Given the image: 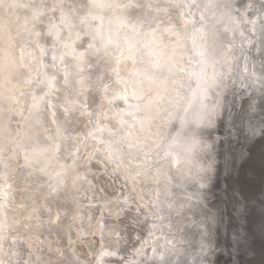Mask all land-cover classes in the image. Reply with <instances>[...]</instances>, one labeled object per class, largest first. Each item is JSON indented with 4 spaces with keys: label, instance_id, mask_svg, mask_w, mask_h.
I'll use <instances>...</instances> for the list:
<instances>
[{
    "label": "bare ground",
    "instance_id": "bare-ground-1",
    "mask_svg": "<svg viewBox=\"0 0 264 264\" xmlns=\"http://www.w3.org/2000/svg\"><path fill=\"white\" fill-rule=\"evenodd\" d=\"M26 1L28 5L39 3V0ZM117 1L126 2V0ZM133 2L140 3L142 6L139 9H128V19L133 22L137 19L142 20L145 25L144 31L148 30V23L155 22L158 18L168 19L171 17L173 23L179 26L178 10L168 7L171 0H133ZM197 2L199 3L200 0ZM216 2L221 7L207 15L209 28L215 24L216 29L219 30L215 44L210 42L208 48V52L215 61L214 68L212 60L198 67L200 63V57L197 55L199 41L197 47L194 48L191 39H189L185 42V47L179 49L180 54L175 57V66L172 69L167 91L163 93L165 99L156 102L151 123L140 137V149L148 152L147 157H145L144 151L125 149L123 153L117 154L121 161L117 171H113L116 165L107 159L108 152L105 144L101 141H106L110 137L108 131L97 130V121L99 128H110L113 131L119 126L118 120L121 115L125 120L131 121L129 116L122 112L127 109V104L119 98L112 99L113 89H120L121 85L113 83L109 79L113 76L111 71L113 65L104 60L97 63L96 59L92 58L91 65L84 68L81 78L84 80L85 87L82 91L79 90L80 84L75 80L70 86H66L63 85L62 74L57 76L55 90L46 99L50 101L51 105V98H56L57 102L52 104L51 108L54 105L63 110L67 108L68 112L75 116L76 119L72 123L67 122L66 130L58 120L55 119V123L52 122V116L49 114L50 107L42 106L38 115L32 110V99L28 101L30 107L25 114L22 112V116L17 118L16 125L19 126L17 131L7 138L14 140L23 138L25 139L23 141L28 143L24 146L26 145L29 149L41 145L57 146L58 157L56 159L43 157L42 160H33L34 165L31 163L33 168L31 173L34 171L42 173L45 170L41 175V179L44 177L41 182L39 179H32V176L29 177V180L26 179L24 175L28 176L29 173L24 167V160L16 154L17 152L13 153L17 147H21L22 141L16 144L13 149L7 148L2 151L10 163V173L8 172L6 181L12 185L11 194L9 198L7 197L9 200H4L5 205L2 209L5 220L8 222L9 219L12 220V216H18L24 218L19 225H23L22 223L28 219L38 220V224H44L34 234H29V227L25 229L22 226L24 229L19 228L18 235H9L6 240L0 237V247L6 241L13 251L11 259L3 260V264H24L22 260L28 262L31 260L32 264H50V261H53V264H91L92 257H97L95 259L98 260L102 251L116 253L115 256H104L103 264H121V262L128 264L126 259L131 251L124 243L120 242L118 235H121L122 239L128 238V233H132V230L135 231V245L130 261L134 264H197V261H201V257L198 259L199 252L211 244H213V252H210L208 264L210 262L214 264L217 251L223 245L218 243L219 241L216 242L215 238L218 233L222 235L225 229L221 231L224 226L219 222L222 206L212 207L208 201L213 197L212 190L219 169L228 167L231 161L228 152L221 163H217L215 159L219 142L215 141V136L218 132L219 122L226 121V131L231 136L237 134V129L242 127L245 135L249 133L246 137L251 141L264 130V109L262 107L264 103V52L261 51V34L257 19L261 11L264 10V0H216ZM147 4H151L152 7L143 6ZM226 4L232 7L225 8ZM158 6L167 7L168 15L157 11ZM118 11L120 13L122 10L118 9ZM192 11L197 12L195 8ZM229 12L237 19L243 14L247 20H255V30L250 23L241 22L238 27L229 23L227 15L220 19L219 23H216L222 13ZM29 15L27 14L28 17ZM22 16L23 13L17 12L13 16V21L20 20ZM8 19L11 21L10 16ZM23 19L25 20L26 17ZM53 22L56 23L55 20ZM163 26L161 25V27ZM226 28L231 30L225 31ZM37 29L41 32L45 31L43 26H38ZM125 32H130V29L127 28ZM241 32H243V36L240 35ZM20 33L18 39L28 35L26 32ZM187 33L191 34L190 24ZM244 34L251 41V48L249 47L251 50L242 47L232 49L230 40L246 39ZM31 38L33 43L26 44L23 41L22 45L33 44L32 46L36 47V38ZM44 40L45 37L42 35L39 38V43L49 53L45 57H41L39 51L34 50L28 54H25L23 50V55H21V49L12 51L10 56L12 59L28 69L34 70L39 67L42 74L37 71L34 78L29 77L32 83L27 84L25 81L29 78L25 77L22 80L19 76L22 70H19L7 80L8 92L3 93L0 87L1 127L7 115L11 114L20 103H24V97L22 99L19 97L26 90L23 88L32 90L36 78H43V74L46 72L43 62L45 61V66L51 63L52 49L47 43H44ZM243 42L245 43V40ZM234 44L239 45L236 41ZM161 63L164 61L161 60ZM120 67V75L126 77L132 65L128 62L121 64ZM202 71L207 80H211L213 72H215L216 81L209 90V98L205 102L208 105L218 104L219 102L216 101L219 98L220 103L216 114L212 117V125L210 127L201 126L196 130L201 145H206V147L197 151L192 162L188 165H185L182 157L178 170L176 165L168 163L170 158H160L163 156V148L169 139L181 131L179 117L183 115V112L174 111L168 101L175 98L176 91H179L181 96L190 97L191 89H195L197 83L192 73L200 74ZM47 72L52 74L53 71L49 69ZM99 75H103L104 82L109 84L107 93H104L99 87L97 81ZM0 79L5 80L1 76ZM236 81L240 84L239 91H248L252 95L247 103H242L243 109H240L241 112L239 111L242 114L240 116L237 115L239 112H234L231 109L238 102V93L235 89ZM44 91L48 90L44 89ZM25 93L27 92L25 91ZM34 94L43 95L41 88L34 91ZM109 100L112 102L109 103ZM128 104L143 105L144 101L133 99L129 95ZM24 105L27 104L24 103ZM56 108L55 106L54 109ZM252 111L255 112L253 117L255 123L253 128H249L247 121ZM137 115L139 117L142 113ZM169 115H174L176 118L168 120ZM38 120L40 122H37ZM25 124L28 125V129L24 128ZM29 124L32 127H29ZM57 126L60 128L59 133ZM193 128L192 124H188L182 136L191 132ZM249 129H253L252 134ZM46 131L51 132L50 138H47L48 132L45 133ZM89 133L93 135H89ZM29 134L30 137H27ZM245 135H242L244 139ZM30 138L32 139L30 140ZM14 140L10 142L11 145ZM74 146L79 148L78 155L72 151L75 150L72 149ZM2 152H0V156ZM5 171L8 170L5 168ZM2 176L0 172L1 179ZM65 176H68L66 181L63 180ZM30 182H32V187L29 188L27 183ZM3 186L0 182V192L4 188ZM79 200L88 204L86 210L81 205V207L76 205ZM99 205L100 208L97 207ZM239 205L242 207L243 204ZM29 206L32 209H29ZM107 214L112 220L109 218L106 220ZM83 219L86 220L85 223L81 222ZM45 220L48 221L46 222L48 225L43 222ZM10 222L16 224L13 220ZM26 224L28 223H24V225ZM8 225L7 229L9 230L12 226L11 223L9 227ZM45 227L50 228L49 233L42 232ZM74 227L76 230L78 228V234L70 237V232L71 230H73L72 233L74 232ZM239 231L243 234L242 228ZM239 231L235 233V236H232L234 240L240 238ZM92 237L93 241L90 242ZM23 239L36 251L40 250V254L29 255L28 248L20 244ZM128 240L130 241V238ZM82 244L85 245L82 247ZM91 245L94 246V249L91 248ZM80 247H82L81 250L87 251V258L83 259L78 255ZM28 255L31 256L30 260ZM161 255L164 256L163 262L160 260ZM37 259L39 260L37 261Z\"/></svg>",
    "mask_w": 264,
    "mask_h": 264
},
{
    "label": "snow or ice",
    "instance_id": "snow-or-ice-1",
    "mask_svg": "<svg viewBox=\"0 0 264 264\" xmlns=\"http://www.w3.org/2000/svg\"><path fill=\"white\" fill-rule=\"evenodd\" d=\"M142 5L134 3L133 0L126 2H116V0H39V3L31 5H21L16 0H0V9H13L24 7L29 9V17H26L25 24L31 23L32 30L29 35L36 38V47L39 48L41 56L49 55L46 49L40 45L39 38L52 37V51L50 53L51 63L47 65L55 71L52 74L45 72L43 78L37 77L35 85L41 88L43 95L32 96V110L38 115L45 108L50 107V101L46 97L50 96L55 90L57 76L62 74L63 85L70 86L75 80L80 84V91L85 87L84 80L81 78L85 67L91 65L92 58L97 63L104 60L113 65L111 71L113 76L109 79L113 83L121 85L120 89H113L112 99L119 98L127 104V109L122 110L126 113L129 120L120 116L118 127L115 131L110 128H99L98 131H108L110 139L101 142L105 144L108 152V161L114 163L117 171L120 167V159L117 154L123 153L125 149H140V137L146 131L152 120V112L156 102L164 100V92L167 91L172 69L175 66V57L180 54L179 49L185 47V42L192 41L194 48H197V55L200 57L202 65L209 60L215 65L214 58L208 52L211 44H215L219 36V30L215 24L209 28L207 15L214 9L221 7L216 0H171L168 7L178 10L177 19L179 26L173 23L171 17L168 19H156L155 22L148 23V30L144 31V22L140 19L130 21L127 16L128 9H139ZM152 7L151 4L143 5ZM231 8V5H224ZM195 8L197 12H193ZM47 9V12L44 11ZM115 9H121L119 14ZM157 11H162L167 16V7H157ZM238 11V10H236ZM49 13H59L58 23H52L53 16ZM214 14V13H213ZM227 15L228 21L237 27L241 22L250 23L253 30L256 28L255 20H247L241 14L240 18H235L231 12L222 13L217 18L216 23L220 22ZM259 20V31L261 34V51L264 52V10L257 17ZM114 23L117 25L113 27ZM191 25V34L187 33L188 25ZM161 25H164L161 27ZM38 26H43L45 31L37 30ZM128 28L130 32H121V29ZM231 29H225L228 31ZM0 41L7 45L6 49H0V73H6L5 79H10L15 62L11 59L8 50L11 49L15 40L11 35V29L0 24ZM243 36V32L240 33ZM251 43V41H249ZM31 54V53H30ZM23 55V49H21ZM161 60L164 63H161ZM130 62L132 67L127 72L126 77L120 75L121 64ZM21 67H24L21 65ZM183 71V69H180ZM197 81L196 88L191 89V95L181 96L176 91L173 100L168 101L174 111H182L179 117L181 131L169 139L163 148L161 159H168L169 164L177 166L183 157L185 165L192 162L194 154L202 150L206 145H201L197 138V129L201 126L210 127L212 117L216 114L218 104L208 105L205 101L209 98V90L215 84V72L211 80L205 79L203 71L200 74L192 73ZM100 89L107 93L109 84L104 82V76H97ZM31 84L29 78L25 81ZM42 86V87H41ZM47 89L48 91H44ZM154 93V95H153ZM129 95L133 99L143 100L144 104H128ZM112 101L109 100V103ZM65 113L68 109H64ZM138 113H142L138 117ZM119 115V114H118ZM52 122L55 123V112L51 113ZM176 118L169 115L168 120ZM188 124L194 126L193 130L182 136ZM60 128L57 126V132ZM89 135H93L89 133ZM159 147V144H157ZM129 154H131L129 152ZM145 157L148 152L144 151ZM27 159V157H26ZM62 183V181H61ZM155 252V249H153ZM115 252L102 251L97 260V264H103L104 256H115ZM161 262L164 256H160ZM3 264V262H0ZM123 264V262H121ZM128 264H134L129 261Z\"/></svg>",
    "mask_w": 264,
    "mask_h": 264
},
{
    "label": "rangeland",
    "instance_id": "rangeland-1",
    "mask_svg": "<svg viewBox=\"0 0 264 264\" xmlns=\"http://www.w3.org/2000/svg\"><path fill=\"white\" fill-rule=\"evenodd\" d=\"M16 2L17 3H19V4H21V5H24V4H27V1L26 0H16ZM39 2V1H38ZM118 2V1H117ZM3 10V11H2ZM119 10H121V9H119ZM1 11H2V13H1ZM118 12L119 13V11H118V9H115L114 10V12ZM9 12V13H8ZM17 12H20V13H23V16H22V18L20 19V20H17V21H13V16L17 13ZM45 12H47V10L45 11ZM116 12V14H118ZM27 14H30L29 13V9L28 8H24V7H18V8H13V9H0V24H3V25H6V26H8L10 29H11V35L13 36V38H14V40H15V44H14V46L11 48V49H9L8 50V53H9V55L11 56V54H12V51H18V49H23L24 50V52H25V54L27 53H29V52H33V50L34 51H39V48H37V47H35V46H32L33 44H31L30 46H23L22 44H23V41L24 42H26V44H30L31 42L33 43V41L31 40L32 38L31 37H33V36H30L29 35V30H32V27H31V29H30V27L28 28V27H25V28H23V26H25L24 24H25V20L23 19V17H28L27 16ZM49 16H53L54 18H53V20H52V23H55V22H53L54 20L56 21V23H58V16H59V13H55V14H53V13H49L48 14ZM10 16V18H11V21L8 19V17ZM29 24V23H28ZM28 24H26V26H29ZM117 25H115V23H114V25H113V27H116ZM43 29L45 30V28L43 27ZM38 30V29H37ZM127 30V28H125V29H121V31L122 32H125ZM19 31V33H17ZM20 32H26L28 35H24L23 36V38H21V39H18V35L19 34H21ZM24 34V33H23ZM0 35H2V33H0ZM245 36L244 37H246L247 35L246 34H244ZM237 37V36H236ZM248 38L246 37V39L244 38L243 40L241 39V38H239V40L237 39V40H230L231 42H230V44L233 46V48L232 49H236V48H243V49H247V50H251L250 48H251V45H250V43H249V39L247 40ZM254 39V38H253ZM242 42H241V41ZM245 40V43L243 42ZM52 38H50V37H45V40H44V43H47L48 45H49V48H51V45H52ZM233 41V42H232ZM235 41L237 42V43H239V45H237V44H234L235 43ZM241 42V43H240ZM233 43V44H232ZM243 43V44H242ZM25 44V45H26ZM242 45V46H241ZM245 45V46H244ZM247 46V47H246ZM250 47V48H249ZM7 48V45L4 43V42H2V41H0V49H6ZM38 49V50H37ZM52 49V48H51ZM40 54V53H39ZM39 54L37 55L38 57H39ZM36 56V55H35ZM36 56V57H37ZM12 59V58H11ZM14 62H15V64H14V66H13V70H12V75L11 76H13L14 74H16L17 73V71H19V70H22V71H20V73H19V76H20V78H22V80H24L25 79V77H31V78H34L35 77V74H36V72L37 73H40V72H42V71H39V67H37L36 69L34 68V70H35V72H33L34 70L33 69H28V68H26L24 65V67H21V65L22 64H19V62L18 61H16L15 59H12ZM197 61V60H196ZM195 61V62H196ZM45 62V61H44ZM43 62V66L45 67L44 68V70L47 72V71H49V69L50 68H48L47 67V65H49V64H47L46 66H45V63ZM198 62V61H197ZM34 63V61L32 62V64ZM199 63V62H198ZM34 65V64H33ZM201 67V62L198 64V67ZM24 70V71H23ZM43 70V69H42ZM43 70V71H44ZM40 74H42V73H40ZM5 75H6V73H0V76L1 77H5ZM235 86H236V93H238V102H237V104L235 105V106H233L231 109H232V111H234V112H239V110H238V108L239 109H243V104L244 103H247L248 101H249V97L250 96H252L251 95V93L250 92H246V91H244V92H241V91H239V87H240V84H239V82L238 81H236L235 82ZM8 82H7V80L5 79V80H1L0 79V87H1V91L4 93H6V91L8 92L9 91V89H8ZM3 86V87H2ZM5 87V88H4ZM28 87V86H27ZM38 88H40V87H37V86H35V84H34V86H33V88H32V90L30 89H28V88H23V90L24 89H26V90H24L23 92H22V94L21 95H19V97L22 99V97H24V103H26V104H28V101L30 100V99H32V95L34 94V91H36ZM238 89V90H237ZM25 91L28 93V95H27V93H25ZM0 94H1V92H0ZM66 97V96H65ZM64 97V98H65ZM132 98V97H131ZM217 100V99H216ZM56 102H57V99L56 98H51V103L52 104H56ZM68 102V101H67ZM216 102H219L220 103V100H219V98H218V100L216 101ZM24 103H20L18 106H16L15 108H14V110H13V112L11 113V114H9V115H11V116H9V115H7V117H6V119L4 120V123L2 124V136H3V133H4V131L6 130L7 131V129H9L10 130V134H13V133H15L16 131H17V128L19 127L18 125H16V122H18V117H16L15 116V113L16 114H18V109L21 111L19 114H18V116H19V118L22 116L21 115V113L22 112H24V114H25V112L27 111V105L25 106L24 105ZM218 103V104H219ZM243 103V104H242ZM51 104V105H52ZM77 104H79V103H77ZM81 104V103H80ZM57 107L56 109H54V107ZM242 107V108H241ZM241 110H240V112H241ZM56 111H58V112H56ZM52 112H55V119L56 120H58V122L64 127L63 129L64 130H66L67 129V122L69 123H72L73 122V120L74 119H76V118H74L75 116H73L70 112H67V113H65V111L63 110V109H61V108H59L57 105H54L52 108L50 107L49 108V114H50V116H51V113ZM61 115V116H60ZM238 115V114H237ZM15 116V117H14ZM255 116V112L254 111H252L251 113H250V118H249V120L247 121V123H248V127L250 128V127H252L253 128V124L255 123V121L253 120V117ZM64 121H66V122H64ZM221 122H222V120L219 122V126H218V128L219 127H221ZM252 123V125H251V123ZM64 124H65V126H64ZM25 128V127H24ZM28 129V128H27ZM63 130V131H64ZM248 130V129H247ZM30 131V130H29ZM252 131H253V129H249V132H250V134H252ZM48 131H46L45 133H47ZM51 135V132H48V134H47V138H50L49 136ZM249 133H246V135H248ZM221 135L222 134H220L219 132H217L216 133V136H215V141H219V139L221 138ZM234 136H239L238 134H235V135H233V137ZM7 136H3V138H2V140L3 141H0V152H2V151H4V150H6L7 148H9V149H13V147L16 145V144H19L21 141H22V139L23 138H19V139H16V140H14V139H12V138H6ZM27 137H30V134L27 136ZM52 138H54V137H52ZM217 138V139H216ZM236 138H238V137H236ZM14 140V142L12 143V145L10 144V142L11 141H13ZM23 140H25V139H23ZM4 142V143H3ZM75 149V150H72V151H74V153L75 154H77L78 155V153H79V148H78V146H74V147H72V149ZM222 148V147H221ZM22 150V151H21ZM21 150H14V153L15 152H17L16 154L17 155H20L21 156V159L22 160H24V162H23V164H24V167L26 168V171L29 173V175L27 176V174H25L24 176L26 177V179L27 180H29V177L30 176H32L31 174H33V178L34 179H39V181H41V182H43L42 181V179L44 178H42L41 179V175H42V173L43 172H45V170L44 171H42V173H40V172H36V171H34L33 173H31V170H33V168L31 167L32 166V164L31 163H33V160H37V159H40V160H42L41 158H43V157H49V158H51V159H56L58 156H57V146H52V145H41V146H37V147H33V148H28L26 145L23 147V148H21ZM77 150V151H76ZM219 150H220V148H219V146H218V152H219ZM234 150V149H233ZM15 154V155H16ZM225 156H227V154H225L224 156H220V155H218V153H217V155H216V162L217 163H221L222 162V159H223V157H225ZM26 157H27V159H26ZM7 159V157H4V153L2 152L1 153V156H0V172L2 173V179L0 178V182L4 185L3 187V189H1V192H0V237H1V239H3V240H6V238L9 236V235H11V236H13L12 234H17V233H20V229L22 230V229H27V227H29L28 228V231H29V234H34V233H36V230H39L40 228H42L43 226H44V224H38V220L37 221H32L31 219L29 220H27L26 222L28 223V224H26V225H24V223H26V222H24V223H22L23 225H19V224H21L20 222H21V220H24V218H22V217H18V216H15V217H13L12 216V220L13 221H15L16 222V224L15 223H13V222H10V221H12V220H10L9 219V221L7 222L6 220H5V217H4V213L2 212V209L4 208V205H5V203H4V200L5 201H8L9 199H7V197L9 198V195L11 194V191H12V185L9 183V182H7L6 180H7V177H8V174L10 173L9 171H10V169H9V167H10V163L6 160ZM230 159V158H229ZM224 160V159H223ZM6 163H8V164H6ZM6 164V165H5ZM230 164V163H229ZM9 165V166H8ZM6 168V170H8L7 172L5 171V168ZM8 168V169H7ZM228 168V167H227ZM9 172V173H8ZM21 173V172H20ZM19 173V177L21 176V174ZM226 173V172H225ZM218 174V173H217ZM23 176V177H24ZM217 176V175H216ZM215 176V177H216ZM41 179V180H40ZM68 179V176H65V178H63V180L64 181H66ZM6 181V182H5ZM5 182V183H4ZM28 184V186H29V188L30 187H32V182H30V183H27ZM40 184V183H39ZM8 188V189H7ZM216 189V187L214 186L213 187V190H212V192L214 193V190ZM10 190V191H9ZM10 192V193H9ZM213 193H212V196H213ZM23 200H25V198H23ZM80 201V202H79ZM78 201V203H76V205L77 206H79V207H81L82 206V208H84V210H86V207L88 206V204L87 203H85V201H83V200H79ZM81 205V206H80ZM213 205V204H212ZM85 206V207H84ZM221 206V205H220ZM220 206H214L215 208L216 207H220ZM98 208H100V205L99 206H97ZM238 207L240 208V205H238ZM29 209H32V207H30L29 206ZM28 209V210H29ZM83 210V209H82ZM86 212H88V211H86ZM16 217H18V218H16ZM35 218V217H34ZM108 218L109 219H111L112 220V218H110V215L108 216V214H107V218H106V220H108ZM123 218V217H122ZM225 215H224V213H223V211H222V208H221V215H220V219H219V222H220V224H222V226H224V227H222L221 228V231H223L224 229V231L222 232V238H226V235L227 234H232L231 235V237L232 236H235V233L237 232V231H232L231 229L230 230H227L229 227H228V225L227 224H225ZM19 219V220H18ZM224 219V220H223ZM85 219H83V220H81V222H84L85 223ZM32 222V223H31ZM43 222H45V224H47L48 225V223H46V222H48L47 220H45V221H43ZM8 223H9V225H8ZM10 223H11V229H13V232H11V229H7V225H8V227L10 226ZM22 226L24 227V228H22ZM73 226V225H72ZM88 227V226H87ZM227 227V228H226ZM20 228V229H19ZM32 228V229H31ZM89 228V227H88ZM15 229V230H14ZM18 231H17V230ZM92 229V228H91ZM5 231V232H4ZM14 231H17V232H14ZM72 231L73 230H71V232H70V237H73L74 235H77L78 234V228H77V230L75 229V227H74V232L72 233ZM90 232H91V230H89ZM129 232V231H128ZM135 231H133L132 230V233L130 232V233H128V238H130V241L128 240V238H125V239H122L123 237L121 236V235H118L119 237V239L121 240L120 242L121 243H124L126 246H127V248H129V250L131 251V253L128 255V258L126 259L127 260V263L131 260V257L133 256V253H134V245H135ZM225 233V234H224ZM227 233V234H226ZM18 235V234H17ZM89 236H90V234H89ZM14 237L16 238V235H14ZM103 237V236H102ZM122 237V238H121ZM132 238V239H131ZM128 241H127V240ZM233 239H234V237H233ZM123 240H125V241H123ZM134 240V241H133ZM91 241H93V237H92V240H90V242ZM225 243H226V240L224 241ZM6 244V245H5ZM9 243H7L6 241L5 242H3L2 244H1V247H0V262H2L3 260H10L11 259V257H12V255H13V251H12V249H11V246H10V244L8 245ZM20 244H22L24 247H26V248H28V252L27 253H29V255H32V256H35V255H37V254H40V250L38 251H36V249H33L34 247L33 246H31V245H29L24 239L22 240V241H20ZM85 244H82V247L84 246ZM95 245V244H94ZM212 245L213 244H211V245H209V246H205L204 248H203V250L201 251V252H199L200 253V255L198 254V259L200 258L201 259V261H197V264H208V259H209V257L211 256V254H210V252L212 253L213 252V247H212ZM225 244L223 243V245H222V247H220V249H218V251H217V254H220L221 252H225V253H227V254H229V250L227 249V246H224ZM8 246V247H7ZM13 246H14V244H13ZM107 246V245H106ZM82 247H80V250H78V249H76V250H78L79 252H78V255L81 257V258H87V251H85V250H81V248ZM79 248V247H78ZM91 248L92 249H94V246H92L91 245ZM6 250V251H5ZM4 251H5V253H4ZM207 253H206V252ZM205 253V254H204ZM5 255V258H4V255ZM202 254V255H201ZM217 254H216V256H217ZM29 255H28V259L30 260V257H29ZM210 255V256H209ZM203 256V257H202ZM95 258H97V257H95ZM95 258H93L92 257V259L90 260L91 261V264H97V260L95 259ZM93 259H95V260H93ZM205 260V261H204ZM204 261V262H203ZM210 261V260H209ZM22 262H24V264H32L31 263V260H30V262H28L27 260H25V261H23L22 260ZM95 262V263H94ZM220 263H223V262H219V264ZM209 264H212L211 262L209 263ZM214 264H218V261H214Z\"/></svg>",
    "mask_w": 264,
    "mask_h": 264
},
{
    "label": "water",
    "instance_id": "water-1",
    "mask_svg": "<svg viewBox=\"0 0 264 264\" xmlns=\"http://www.w3.org/2000/svg\"><path fill=\"white\" fill-rule=\"evenodd\" d=\"M24 25L23 27H30V29L32 27L31 23L28 24L29 26ZM52 71L55 70L52 69ZM29 107L30 105L27 109ZM262 107L264 109V103ZM20 112L18 109V114ZM18 114L15 113V116L19 118ZM238 115L242 114L239 112ZM30 125L29 127H32ZM27 127L28 125L25 124V129ZM238 129L239 136L234 137L227 133L226 121H222L221 127L217 129L222 134L218 142L220 148L218 155L224 156L228 152L231 161L228 168L219 169L214 181L216 189L208 202L212 207L221 205L225 214V224L232 231H239L242 228L243 234L239 231L240 238L234 240L231 237L232 234H227L226 238H222L218 233L215 238L216 242L224 243L230 253L217 254L216 261L218 264L219 262H223L220 264H264V130L251 141L246 137L242 127ZM2 131L0 128V141L4 140H2L3 136L11 135L9 129L4 131L3 136ZM242 135H245V139ZM21 144V147L16 148L18 151L28 143L22 139ZM31 175L33 179L34 176ZM240 203L243 204L241 208L238 207ZM49 231L50 228L45 227L42 232L49 233ZM50 262L53 264V261Z\"/></svg>",
    "mask_w": 264,
    "mask_h": 264
}]
</instances>
